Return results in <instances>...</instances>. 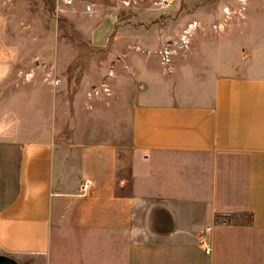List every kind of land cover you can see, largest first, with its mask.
<instances>
[{"label": "crops", "instance_id": "crops-1", "mask_svg": "<svg viewBox=\"0 0 264 264\" xmlns=\"http://www.w3.org/2000/svg\"><path fill=\"white\" fill-rule=\"evenodd\" d=\"M64 1L91 4L95 22L67 25L52 61L75 64L66 44H84L122 71L84 78L107 86L99 97L80 76H0V264H264V0H243L219 34L193 30L181 50L187 22L240 0L188 21L174 19L181 0L124 18L105 0Z\"/></svg>", "mask_w": 264, "mask_h": 264}, {"label": "rangeland", "instance_id": "rangeland-1", "mask_svg": "<svg viewBox=\"0 0 264 264\" xmlns=\"http://www.w3.org/2000/svg\"><path fill=\"white\" fill-rule=\"evenodd\" d=\"M156 0H144L142 2H132L129 5L125 4L123 0H105L103 3L109 6L111 12L118 14L120 18L125 17V13L128 9H136L143 6L150 11L163 10L165 7L172 4V0H168V4L156 7L153 2ZM214 0H202L192 7H186L181 0L180 10L174 19L186 20L185 15L194 8L199 6L206 7L213 3ZM239 4L235 8H223L227 11L224 13L222 10V17H218L217 13L213 9L205 8L206 14L200 19L199 25L203 29H197V33L194 31L193 35L190 34L192 40L198 34L209 35L208 28L212 25H221L219 30L212 31L219 34L227 30V26L230 22H234L237 18H241L239 11L241 12L244 6L243 0L238 1ZM64 0H0V58L2 55L9 54L12 51L13 61L12 65L8 63L0 65V76H80V89H84L89 92L94 87L90 88V84L84 82L85 77H101L99 83L104 82L107 77L113 78L116 74H120L122 69L120 66L109 63L107 60V52H97L87 46L80 45V50L73 53L71 47H65V52L69 56H76V63L74 64L72 59L65 64H61L52 61V57H55L56 42L60 41V36L72 39L73 36L69 32L68 26L72 23L79 25H92L95 22V18L88 17L85 13L89 10L87 7H91V4L86 2H75L71 5H67ZM102 5V4H101ZM65 9L64 15L60 17L66 24L65 29H62V33L57 32V8L62 7ZM94 9V7H92ZM71 10H73L71 12ZM73 13L72 16H65V14ZM179 13V14H178ZM236 17V18H235ZM98 19V17H97ZM188 21V19L186 20ZM195 22V21H192ZM187 22L186 26L188 23ZM157 23V22H156ZM164 22L162 19L158 22V25H162ZM34 25L35 33L24 31L23 26ZM153 24V23H152ZM186 26L183 27L186 28ZM217 31V32H216ZM192 35V38H191ZM59 37V38H58ZM66 38V39H65ZM67 42V40H66ZM48 45V52L50 53V61L48 65H41L40 60H36L39 57H33L40 51V48H44ZM168 50L167 48H165ZM169 51V50H168ZM112 76V77H111ZM89 90V91H88Z\"/></svg>", "mask_w": 264, "mask_h": 264}, {"label": "built area", "instance_id": "built-area-1", "mask_svg": "<svg viewBox=\"0 0 264 264\" xmlns=\"http://www.w3.org/2000/svg\"><path fill=\"white\" fill-rule=\"evenodd\" d=\"M123 1L126 2L125 4L132 3V0H123ZM168 2H169L168 0H156L153 2V5L156 7H160L162 5L168 4ZM198 28H199V23H197V22L189 23L186 26V28H184L182 30L181 34L178 37V40L172 43V44H174L173 46L176 47L177 49H180V50L185 49L189 43V40H190L189 38H190L191 32L195 29H198ZM213 28L220 29V26L219 25L214 26ZM159 54L161 55V57L165 61V63H168V56L170 55V51L163 49L162 51L159 52ZM92 91L93 92L88 94L89 97L91 95L99 97L100 91L102 93L108 94V88H107V86H105V84H102L98 90L93 89ZM198 245L205 254H209L211 245L209 244V242L206 239L199 238L198 239Z\"/></svg>", "mask_w": 264, "mask_h": 264}, {"label": "bare ground", "instance_id": "bare-ground-1", "mask_svg": "<svg viewBox=\"0 0 264 264\" xmlns=\"http://www.w3.org/2000/svg\"><path fill=\"white\" fill-rule=\"evenodd\" d=\"M224 12H227L226 10Z\"/></svg>", "mask_w": 264, "mask_h": 264}]
</instances>
